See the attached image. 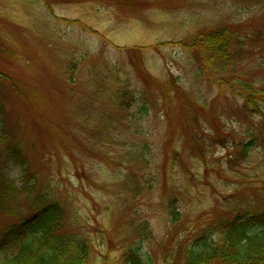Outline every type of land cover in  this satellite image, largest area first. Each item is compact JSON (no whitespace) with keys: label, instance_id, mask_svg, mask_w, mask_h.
<instances>
[{"label":"rangeland","instance_id":"rangeland-1","mask_svg":"<svg viewBox=\"0 0 264 264\" xmlns=\"http://www.w3.org/2000/svg\"><path fill=\"white\" fill-rule=\"evenodd\" d=\"M245 23L259 37L264 0H0V156L5 139L20 145L38 183L31 193L33 177L24 187L7 162L17 203L0 228L48 195L90 239L91 264H116L139 244L158 257L240 213L264 215V100L248 105L238 88L264 85V44L247 41L228 86L180 44ZM119 88L125 106L112 102Z\"/></svg>","mask_w":264,"mask_h":264},{"label":"trees","instance_id":"trees-1","mask_svg":"<svg viewBox=\"0 0 264 264\" xmlns=\"http://www.w3.org/2000/svg\"><path fill=\"white\" fill-rule=\"evenodd\" d=\"M176 1L182 0H142L149 7ZM248 24L220 26L201 32L187 43L180 44L195 59L201 60L210 79H214L213 71L219 72L224 76L214 81L228 86L231 80L227 83L225 75L232 68H237L247 41L259 47L264 44V31L258 33L259 37H249L254 32L244 29ZM244 30L245 35L242 34ZM230 87L235 90L233 86ZM238 88L245 92L243 97L248 105L256 106L258 100H264V85L258 86L255 81L250 80V84L240 82ZM130 94L127 88L126 91L119 88L112 95L113 104L125 106L132 100ZM2 138L1 135L0 140ZM5 141L2 146L5 145L9 156H0V212L11 214L15 213L18 189L6 173L7 162L15 161L21 165L24 187L30 185L28 180L33 177L36 183L31 185V193L36 192L38 183L37 176L30 175L31 168L23 148ZM33 207V211L26 216H19L15 218L16 221L0 228V264H91L93 247L90 239L83 234L68 231L67 212L60 202L54 201L48 195H41ZM169 210V215L178 223L181 213L174 203L170 204ZM138 230L144 239L153 237L147 223L141 224ZM191 239L179 240L176 244L177 250L165 249L158 257L144 252L143 245L139 244L129 248L115 263L264 264V215L240 213L232 220L221 221L217 231L205 229ZM108 260L106 255L103 263H108Z\"/></svg>","mask_w":264,"mask_h":264}]
</instances>
